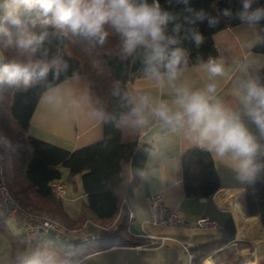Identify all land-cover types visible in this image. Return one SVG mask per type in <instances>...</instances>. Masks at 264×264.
Instances as JSON below:
<instances>
[{"label":"trees","instance_id":"16d2710c","mask_svg":"<svg viewBox=\"0 0 264 264\" xmlns=\"http://www.w3.org/2000/svg\"><path fill=\"white\" fill-rule=\"evenodd\" d=\"M158 2L164 10L177 17L168 23L166 33L178 39L176 46L185 50L187 66L217 57L219 52L213 42V34L244 24L236 15L241 8V0H189L188 6L193 12L185 11L186 5L177 0ZM255 7H264V0H254ZM224 9H230L232 14L224 16ZM201 10L208 17L216 18L218 23L210 27L207 18L196 20L195 12ZM177 25L178 31H173ZM259 25L264 33V21ZM193 29L204 38L199 46L192 37ZM33 30L37 34L47 32L37 56L45 51L49 59L59 56L67 62L68 68L58 79L49 74L46 80L34 79L27 87L23 83L16 86L0 83V149L3 156L7 153L10 162L6 180L10 194L24 211L44 215L63 226L69 235L67 239L73 237L72 244L67 248L58 246V251L69 253L77 260L115 243L142 244L144 238L129 234L130 209L126 203H121L139 186L149 152L146 145L137 142L140 129L135 118L128 115L132 97L127 83L134 74H144L142 51L125 56L120 37L110 28L106 29L108 36L103 44L70 29H45L38 25ZM254 50L264 53V39ZM0 54L2 63L24 59L15 49L5 48L3 38H0ZM77 75L88 80L92 102L98 111L104 113L102 138L87 146L68 150L29 135L30 119L41 95ZM259 78L264 82V67ZM259 158L264 160V155ZM180 159L186 197H208L218 190L219 179L210 153L194 147L186 150ZM60 180L79 188L84 196L75 218L64 209L62 194L52 187L53 182ZM245 198L247 212L258 214L264 226V174L246 187ZM233 205L245 214L243 190L235 195ZM235 208L230 207L231 212L240 213ZM3 212L4 215H0V233L11 245L12 264H16L20 253L44 249L48 245L46 237L29 239L25 230L24 234H14L5 222L7 213ZM16 222L24 229L22 221ZM87 224L102 228V232L97 235L82 234L85 238H79ZM233 235V221L228 216L218 239L202 244V248L190 249L194 254L193 264H200L212 256L213 249L230 242ZM208 245L210 248L205 250Z\"/></svg>","mask_w":264,"mask_h":264},{"label":"clouds","instance_id":"9594fccd","mask_svg":"<svg viewBox=\"0 0 264 264\" xmlns=\"http://www.w3.org/2000/svg\"><path fill=\"white\" fill-rule=\"evenodd\" d=\"M193 12L189 0H177ZM254 0H241L238 19L252 27L264 21V7L253 8ZM224 9L223 15L230 16ZM208 20L214 27L218 21L202 10L195 12L196 20ZM177 17L164 10L158 0H0V38L5 48H13L22 60L2 63L0 83L30 86L34 79L46 80L49 74L58 79L68 68L61 57L48 58L47 52L39 57L47 32L37 34L33 29L54 27L70 29L103 44L107 28L120 37L125 56L143 53L144 75L160 88L168 86L172 99H152L149 95L132 98L129 116L143 125L155 117L185 131L197 146L210 153L215 160L227 161L235 179L241 183H254L264 174V82L247 69L236 81L235 93L239 106L233 108L217 96V84L202 88L178 84L187 69V56L179 41L166 33L167 25ZM188 20V17H185ZM195 22V21H190ZM178 25L173 31H178ZM192 37L197 46L203 36L195 29ZM209 79L226 76L222 61L209 58L202 64ZM96 115L103 119L104 113ZM254 126L255 131L249 126ZM257 133L259 135H257ZM16 264H78L69 253L54 248L22 252Z\"/></svg>","mask_w":264,"mask_h":264},{"label":"crops","instance_id":"0c3cea01","mask_svg":"<svg viewBox=\"0 0 264 264\" xmlns=\"http://www.w3.org/2000/svg\"><path fill=\"white\" fill-rule=\"evenodd\" d=\"M212 39L219 52L213 59L224 63L226 76L209 79L202 68V64L208 59L187 66L177 83L186 84L191 88H202L208 83H216L217 98L236 108L239 106L234 95L237 79L245 69L259 77L264 67V53L254 50V47L264 39V33L259 24L250 27L244 23L217 31ZM127 87L132 98L147 94L154 100L172 99L170 87L160 88L144 74H134ZM97 111L90 96L88 80L82 75L72 76L41 95L31 116L28 134L68 150L78 149L102 138V119L96 115ZM138 126L140 130L137 142L146 145L149 152L142 180L126 200V206L133 213L128 223L129 234L141 238L148 234L161 235L179 242L170 241L161 246L145 245V240L135 246L115 243L81 257L78 264H189L186 250L192 252L191 248H200L202 244L218 239L228 216L234 225L233 239L215 247L212 256L204 261L210 259L216 264H244L250 261L264 264V245L256 249L250 237L257 236L264 244V226L261 224L260 216L249 214L246 209V187L252 183L239 182L227 161L215 160L212 157L220 187L208 197H186L182 185L180 158L186 150L199 146L188 138L185 131L165 124L155 117H149L146 124ZM249 126L255 131L254 126ZM60 182L65 189L67 184L61 180ZM240 190H243L244 194L245 214L233 205L234 197ZM155 193L161 194L167 209L177 210L181 214L183 218L181 225L160 226L151 222L146 198ZM83 201L84 199L81 203ZM230 207L240 213H232ZM64 209L68 212L65 207ZM79 209L74 214L68 213L75 218L79 214ZM201 217H207L217 226L195 229V223ZM17 225L21 226L20 223ZM11 230L14 233V230ZM101 232L102 228L87 224L82 234L97 235ZM42 233L36 237L45 238ZM17 234H24L23 227ZM205 247V250L210 248L209 245ZM45 248L58 250L59 247L54 243L46 245ZM11 254V245L0 233V264H12Z\"/></svg>","mask_w":264,"mask_h":264},{"label":"built area","instance_id":"2783aa9c","mask_svg":"<svg viewBox=\"0 0 264 264\" xmlns=\"http://www.w3.org/2000/svg\"><path fill=\"white\" fill-rule=\"evenodd\" d=\"M3 161L4 156L0 149V207H2L7 215H9L15 221L23 222L25 233L29 239L35 238L42 232L49 233V231H52L53 234L59 239H67L69 235L65 233V228L58 222L45 216H39L36 213L24 211L18 206L17 202L8 190L4 174ZM52 187L58 193L62 194L64 191V185L59 181L53 182ZM121 203L125 204L126 200L122 199ZM146 206L149 219L156 225L177 226L183 223V218L177 210H169L164 206L160 193H155L147 196ZM128 216L130 219L133 217V213L131 210L128 211ZM216 226L217 224L207 217H201L195 223V229L211 228ZM79 238L85 237L83 235H79ZM144 239L145 245L155 246H161L170 241L177 243L179 242L178 240L169 238L167 236H157L151 234L145 235ZM186 251L189 259V264H192L194 254L192 252H189L188 250ZM204 262L205 261L203 260L200 264H204Z\"/></svg>","mask_w":264,"mask_h":264},{"label":"rangeland","instance_id":"374dc122","mask_svg":"<svg viewBox=\"0 0 264 264\" xmlns=\"http://www.w3.org/2000/svg\"><path fill=\"white\" fill-rule=\"evenodd\" d=\"M3 166H4V174L6 180L9 177V171H10V162L7 153H4V161H3ZM65 183V182H64ZM63 204L64 207L68 210L70 213H75L78 211L81 201L84 199V196L81 194L79 188H74L73 185L67 184V187L64 189L63 193ZM33 213V212H31ZM38 214V213H36ZM0 215H4L3 210L0 208ZM39 216H44L41 214H38ZM46 217V216H45ZM5 222L6 224L14 230V233L17 234L22 231V227L17 225V222L14 221L13 218H11L9 215L5 216ZM44 237H46V240L48 241L49 245H53L54 243L57 246H61L63 248H67L72 244V238L70 240L68 239H59L57 237H50V235H47L46 233H42ZM82 235V233L80 234ZM71 236V235H70Z\"/></svg>","mask_w":264,"mask_h":264},{"label":"bare ground","instance_id":"6f19581e","mask_svg":"<svg viewBox=\"0 0 264 264\" xmlns=\"http://www.w3.org/2000/svg\"><path fill=\"white\" fill-rule=\"evenodd\" d=\"M247 234V233H246ZM246 234H244L243 233V235H246ZM249 235V234H248ZM250 236V235H249ZM252 239H253V241H254V243H255V245H256V249H259L260 247H261V245H264V244H262L261 243V241H260V239H259V237H257V236H250ZM262 240V239H261ZM257 251V250H256ZM255 253V252H254ZM255 256V255H254ZM259 258H260V256H259ZM256 260H258V259H256ZM255 260V261H256ZM258 261H260V260H258ZM257 261V262H258ZM204 264H216V263H214L213 261H211L210 259H207L205 262H204ZM244 264H256V262H252V261H250V262H245Z\"/></svg>","mask_w":264,"mask_h":264},{"label":"water","instance_id":"95a60500","mask_svg":"<svg viewBox=\"0 0 264 264\" xmlns=\"http://www.w3.org/2000/svg\"><path fill=\"white\" fill-rule=\"evenodd\" d=\"M49 234H53V232L52 231H49Z\"/></svg>","mask_w":264,"mask_h":264}]
</instances>
